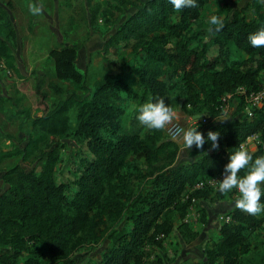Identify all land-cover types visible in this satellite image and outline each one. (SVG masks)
Returning <instances> with one entry per match:
<instances>
[{
    "label": "trees",
    "instance_id": "16d2710c",
    "mask_svg": "<svg viewBox=\"0 0 264 264\" xmlns=\"http://www.w3.org/2000/svg\"><path fill=\"white\" fill-rule=\"evenodd\" d=\"M206 2L197 0L198 7L179 12L170 0L97 4L93 14L104 19L101 30L114 32L103 45L111 70L93 82L77 63V45L49 51L56 77L71 90L51 107L48 93L37 86L41 115L27 108L17 114L43 133L32 134L24 148L0 152V162L17 155L28 159L50 136L62 140L41 149L32 168L16 165L6 172L10 186L0 194V245L8 250L0 252V264H145L175 228L190 239L197 236L186 220L191 207L223 194L218 187L195 185L221 176L231 153L252 134L264 140V104L249 117L245 102L264 88V47H252L248 39L264 28V7L252 0L250 14L244 8L221 12L224 27L213 34L208 31L213 26L202 21ZM114 11L118 21L111 17ZM17 39L9 8L0 3V70L9 78L19 72ZM128 49L129 58L119 61L116 54ZM174 87L178 103L183 100L203 117L220 115L223 97L239 98L236 116L209 129L220 132L219 149L206 140L180 164H175L179 145L165 130L142 134L127 130L124 122L130 103L153 101ZM51 88L64 92L55 84ZM6 100L0 95V104ZM70 136L74 139L64 143ZM73 141L75 150L69 148ZM251 153L253 159L264 156V148ZM229 217L219 227L218 242L192 264H242L264 213L253 216L235 207ZM101 239L106 244L94 261L83 250Z\"/></svg>",
    "mask_w": 264,
    "mask_h": 264
},
{
    "label": "rangeland",
    "instance_id": "374dc122",
    "mask_svg": "<svg viewBox=\"0 0 264 264\" xmlns=\"http://www.w3.org/2000/svg\"><path fill=\"white\" fill-rule=\"evenodd\" d=\"M105 1L108 0H92L91 2L89 0H0L1 4L9 8L17 30L18 39L13 46V52L19 69V72L14 73L12 78L7 77L0 70V95L7 98L0 104V152L24 148L32 134L43 133L39 128H35L27 117L17 114L20 108H27L32 115H41L40 111L37 112V107L43 106L40 96L36 93L37 86L48 93V104L51 107L71 90L68 83L56 77L54 61L49 54L52 48L61 45H77L79 47L77 63L86 71L90 82L101 78L111 70L103 59V45L114 29L109 27L106 32H103L101 27L104 25V19L101 15L95 17L93 14V7L97 4L103 7ZM259 2L264 7V0H259ZM29 5H42L41 14H31ZM253 6L252 0H207L202 9V21L209 23L212 15L222 18L221 12L231 14L243 8L246 9L247 14H250ZM111 17L118 21L119 12L114 11ZM130 55L131 50L128 49L116 54V57L119 61H123ZM51 84L60 86L64 90L63 94L55 93ZM178 91L179 88L174 87L163 97L166 103H170L176 109L178 119L174 122L181 124L184 130L189 126L198 127L197 130L205 135L213 124L220 122L216 119L231 120L236 116L239 98L231 97L220 115L206 117L207 123L199 122L201 117H195L196 108L190 104L184 106L183 100L178 103ZM143 104L139 105L137 102L129 104L124 116L127 130H138L142 134L150 130L138 121V112L136 113L133 108L136 106L138 109ZM239 115L241 116L242 113ZM167 130L168 128L165 129V135L169 137ZM72 139H74L73 136H70L63 142L67 143ZM61 140L60 137L50 136L28 159L17 155L1 161L0 194L10 186L5 178L10 168L16 165L25 169L32 168L35 166V155L41 149H50ZM173 140L179 145L175 164L188 162L195 146L191 150L185 149L182 135ZM75 142L73 141L69 148L75 150L77 148ZM239 195L238 190L233 189L230 193L223 194L222 197L215 193L212 194V200L208 198L193 205L186 220L191 230L197 232V236L190 239L181 233V230L175 228L162 245L152 249L145 264H192L201 260L204 250L218 242L219 227L227 221L230 211L235 208V200ZM105 244L106 241L101 239L98 243L84 249L83 253L88 252L94 261L100 260L101 250ZM7 250V247L0 245V252ZM49 264L55 263L51 261ZM242 264H264V223L263 227L254 233L251 252L243 257Z\"/></svg>",
    "mask_w": 264,
    "mask_h": 264
},
{
    "label": "clouds",
    "instance_id": "9594fccd",
    "mask_svg": "<svg viewBox=\"0 0 264 264\" xmlns=\"http://www.w3.org/2000/svg\"><path fill=\"white\" fill-rule=\"evenodd\" d=\"M170 3L177 12L183 8L198 7L197 0H170ZM29 11L33 15H40L42 5H29ZM209 24L213 27H210L208 31L213 34L224 27L222 18L217 15L210 17ZM248 39L252 47H264V28L251 34ZM133 108L138 111V121L150 130L162 131L169 126L176 127L174 121L178 119V113L170 103L165 102V97H156L153 101L139 106L138 109L136 106ZM216 120L228 121L227 118ZM197 129L198 127L189 126L183 131L182 139L185 149L191 150L193 146L203 149L206 140L210 143L212 150L219 149L220 132L209 130L205 138L203 132ZM172 138L175 139V136ZM244 169H247V172L241 177L239 173ZM222 175L223 179L220 180L218 191L227 194L233 189L238 190L240 195L235 200L237 209L253 216L264 213V203H261L262 195H264V156L253 159V154L241 143L237 150L231 153L230 162L226 164Z\"/></svg>",
    "mask_w": 264,
    "mask_h": 264
},
{
    "label": "built area",
    "instance_id": "2783aa9c",
    "mask_svg": "<svg viewBox=\"0 0 264 264\" xmlns=\"http://www.w3.org/2000/svg\"><path fill=\"white\" fill-rule=\"evenodd\" d=\"M5 71L7 72V74L11 75V71L7 70L5 68V66L3 65ZM231 95H227L225 97H223V101L227 104V101L229 100V98H231ZM246 102V112L248 114L249 117H253L254 116V112L255 109L257 108H261L264 104V88L254 94H249L246 96L245 99ZM201 121L207 123L208 119L206 117H201L200 118ZM174 124L176 125L175 128H172L171 126H169L168 128V136L169 138L173 139L172 137L175 136V139L180 137L183 133V126L177 122H174ZM243 144L245 145V147L250 151V152H254L258 149V147L260 145H262V147L264 148V140L260 137L259 134H252L251 136H249L247 138L246 141L243 142ZM223 179V175L221 176H217L215 178L209 179V180H202L199 181L196 185H195V189H202L205 188L206 186H212L213 188H217L220 180ZM230 219V217L227 218V221Z\"/></svg>",
    "mask_w": 264,
    "mask_h": 264
},
{
    "label": "water",
    "instance_id": "95a60500",
    "mask_svg": "<svg viewBox=\"0 0 264 264\" xmlns=\"http://www.w3.org/2000/svg\"><path fill=\"white\" fill-rule=\"evenodd\" d=\"M195 117H199V118H200V117H203V115H202V114H200V115H196Z\"/></svg>",
    "mask_w": 264,
    "mask_h": 264
}]
</instances>
